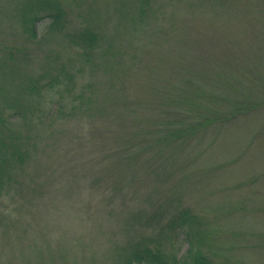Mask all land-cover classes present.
I'll return each mask as SVG.
<instances>
[{"label": "rangeland", "instance_id": "374dc122", "mask_svg": "<svg viewBox=\"0 0 264 264\" xmlns=\"http://www.w3.org/2000/svg\"><path fill=\"white\" fill-rule=\"evenodd\" d=\"M45 2L0 0V264H264V0Z\"/></svg>", "mask_w": 264, "mask_h": 264}, {"label": "trees", "instance_id": "16d2710c", "mask_svg": "<svg viewBox=\"0 0 264 264\" xmlns=\"http://www.w3.org/2000/svg\"><path fill=\"white\" fill-rule=\"evenodd\" d=\"M47 1L48 2H45L43 4L50 6V8L52 7V9L54 8L53 9L54 12L49 14L51 16L50 24L51 26H53V28L57 27V29H61L60 28L61 26L59 25L60 22L59 20H61L63 11L59 7V5H54L52 3H49L51 2V0H47ZM29 17L32 20L34 18H38V15L34 14L32 16L30 15ZM29 17L25 16V19ZM29 32L34 35H37L36 26L34 25L29 30ZM80 36H82L85 42H87L94 37V34L85 32ZM16 112L18 113L19 111ZM186 255L189 257V259L179 256L176 257L170 253H165L160 248H156L152 245L145 243L142 240H138L132 245V249L129 255L127 257L125 256L122 264H213L214 263L212 258L204 254L200 248H192L190 246L187 250Z\"/></svg>", "mask_w": 264, "mask_h": 264}]
</instances>
